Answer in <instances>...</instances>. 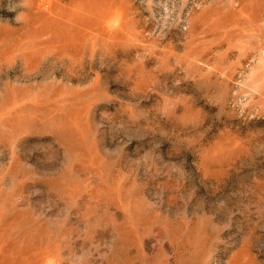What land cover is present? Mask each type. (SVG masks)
Instances as JSON below:
<instances>
[{
	"label": "rangeland",
	"instance_id": "374dc122",
	"mask_svg": "<svg viewBox=\"0 0 264 264\" xmlns=\"http://www.w3.org/2000/svg\"><path fill=\"white\" fill-rule=\"evenodd\" d=\"M0 264H264V0H0Z\"/></svg>",
	"mask_w": 264,
	"mask_h": 264
}]
</instances>
